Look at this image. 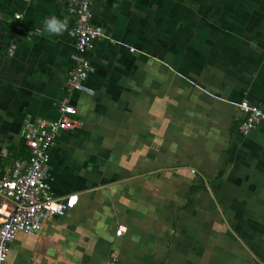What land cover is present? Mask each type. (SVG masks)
Segmentation results:
<instances>
[{
  "label": "crops",
  "instance_id": "0c3cea01",
  "mask_svg": "<svg viewBox=\"0 0 264 264\" xmlns=\"http://www.w3.org/2000/svg\"><path fill=\"white\" fill-rule=\"evenodd\" d=\"M92 13L107 35L95 93L69 95L68 5L0 0V176L28 155L27 120L58 118L69 97L83 123L49 165L54 194L78 203L20 233L7 264H264V122L243 135L238 105L264 108V0H92ZM51 16L67 29L48 33Z\"/></svg>",
  "mask_w": 264,
  "mask_h": 264
},
{
  "label": "built area",
  "instance_id": "2783aa9c",
  "mask_svg": "<svg viewBox=\"0 0 264 264\" xmlns=\"http://www.w3.org/2000/svg\"><path fill=\"white\" fill-rule=\"evenodd\" d=\"M60 1L65 2L76 17L71 31L76 50L72 55L74 64L69 72L66 90L69 95L76 91L92 95L95 90L85 85L92 69L90 55L97 41L107 35L102 26L93 23L92 0ZM21 17V13H14V18ZM16 27L20 28V24H16ZM238 105L244 112L239 129L243 135H248L264 122V108L247 100ZM57 106L58 118L49 120L39 117L25 122L24 139L28 155L16 160L0 176V264H7L10 245L20 233L31 235L40 231L46 219L64 216L78 203L79 195L76 193L56 196L49 180L51 149L57 138L63 131L75 130L83 124L69 97L59 101ZM123 232L120 226L116 236H121ZM104 264H118V261L115 256H110Z\"/></svg>",
  "mask_w": 264,
  "mask_h": 264
},
{
  "label": "clouds",
  "instance_id": "9594fccd",
  "mask_svg": "<svg viewBox=\"0 0 264 264\" xmlns=\"http://www.w3.org/2000/svg\"><path fill=\"white\" fill-rule=\"evenodd\" d=\"M68 27L67 18L58 16L47 17L44 21V29L51 34H60Z\"/></svg>",
  "mask_w": 264,
  "mask_h": 264
}]
</instances>
